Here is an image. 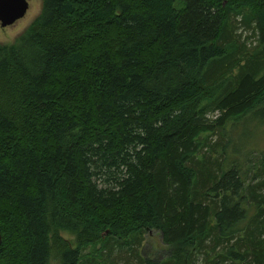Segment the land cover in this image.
I'll return each mask as SVG.
<instances>
[{
	"label": "trees",
	"instance_id": "trees-1",
	"mask_svg": "<svg viewBox=\"0 0 264 264\" xmlns=\"http://www.w3.org/2000/svg\"><path fill=\"white\" fill-rule=\"evenodd\" d=\"M41 1L0 44V264H264V0Z\"/></svg>",
	"mask_w": 264,
	"mask_h": 264
},
{
	"label": "rangeland",
	"instance_id": "rangeland-1",
	"mask_svg": "<svg viewBox=\"0 0 264 264\" xmlns=\"http://www.w3.org/2000/svg\"><path fill=\"white\" fill-rule=\"evenodd\" d=\"M28 2V10L26 15L16 23H14L10 27L2 28L0 26V44L11 46L14 44L16 39L21 36L30 24L40 15L41 8H42V1L41 0H27ZM241 36V42H245L247 48L252 49L256 47V38L254 33L250 30L246 29H239L238 35ZM258 132V131H256ZM259 133V132H258ZM257 146L258 150H264V138L259 137V135L255 136L254 142L250 143ZM252 147V146H251ZM62 239L67 242H70L71 245L74 247V240L75 236L70 233L62 232L61 234ZM96 249L98 248L95 247ZM95 248H87L84 252V258L81 264H88L90 258L95 254ZM168 248L163 244L161 235L157 231H149L143 236V241L141 245L138 247L137 252L140 259L143 261L145 259H149L152 261H160L163 260L167 255ZM50 264H59L58 261L52 260Z\"/></svg>",
	"mask_w": 264,
	"mask_h": 264
},
{
	"label": "water",
	"instance_id": "water-1",
	"mask_svg": "<svg viewBox=\"0 0 264 264\" xmlns=\"http://www.w3.org/2000/svg\"><path fill=\"white\" fill-rule=\"evenodd\" d=\"M27 0H0V26L10 27L21 20L27 13ZM2 237L0 233V246Z\"/></svg>",
	"mask_w": 264,
	"mask_h": 264
}]
</instances>
